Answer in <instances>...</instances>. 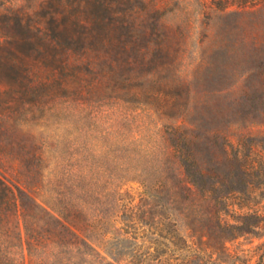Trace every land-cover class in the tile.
I'll use <instances>...</instances> for the list:
<instances>
[{"label": "rangeland", "instance_id": "obj_1", "mask_svg": "<svg viewBox=\"0 0 264 264\" xmlns=\"http://www.w3.org/2000/svg\"><path fill=\"white\" fill-rule=\"evenodd\" d=\"M42 1L0 0V14L19 11L34 24L43 13ZM164 9L161 21L177 40L169 56L157 50L147 55L140 38L126 49L101 48L97 42L85 47L78 41L68 53L67 66L52 59L53 51L48 56L32 52L25 64L0 71V174L74 221L96 249L92 254L98 264H131L133 242L124 231L133 226L171 228L180 208L174 194L184 176L170 156L166 132L178 112L188 110L190 98L212 96L227 58L206 50L205 20L196 15L195 6L170 3ZM7 28L10 34L20 32L13 24ZM160 31L154 30V42ZM117 35L126 38L128 32L120 28ZM17 48L22 54L29 50L28 45ZM166 60L170 63L163 69ZM182 81L189 86L180 85ZM229 133L253 138L256 151L251 157L264 170V116L236 124ZM258 183L251 195L230 198L222 207L221 218L246 231L221 241L215 254L209 253L211 242L180 227L174 244L161 241L165 245L159 246L158 262L143 264H264V180ZM0 242L9 250L0 264L21 262L20 248ZM33 254L46 260L42 252Z\"/></svg>", "mask_w": 264, "mask_h": 264}, {"label": "trees", "instance_id": "obj_2", "mask_svg": "<svg viewBox=\"0 0 264 264\" xmlns=\"http://www.w3.org/2000/svg\"><path fill=\"white\" fill-rule=\"evenodd\" d=\"M170 3L195 6L196 15L205 20L202 33L207 38L206 50L227 58L223 59L212 96L190 98L188 110L178 112L176 123L166 132L170 156L183 170L184 180H178L173 198L180 208L171 218V228L154 224L124 231L126 239L133 242L131 264L158 262L159 246L165 245L161 241L174 244L180 227L193 229L198 239L211 242V255L221 241L246 231L241 224L223 220L221 213L230 198L251 195L264 180V170L251 157L256 151L253 138L229 133L236 124L252 123L259 115L264 116V0H43L39 5L43 13L34 24L27 23L19 11L0 14V23L5 25L0 32L1 71L7 65L30 61L32 52L48 56L53 51L52 59L67 66L68 53L78 41L85 47L97 42L101 48L116 45L126 49L140 38L147 55L157 50L169 56L175 52L173 43L177 40L161 21V14ZM146 16L155 22H147ZM8 23L20 31L18 35L9 33ZM97 25L102 28H95ZM120 28L127 30L126 38L117 35ZM158 28L161 34L154 42ZM19 44L28 45L29 50L20 53ZM58 49L62 50L60 55L55 54ZM235 52L238 58H229ZM162 63L160 67L166 69L170 62ZM3 84L0 80V88ZM79 231L74 221L0 174V239L7 248H20L22 260L18 264H98L92 254L96 249ZM1 247L0 242V258H6L9 250ZM36 251L46 260L34 259Z\"/></svg>", "mask_w": 264, "mask_h": 264}]
</instances>
